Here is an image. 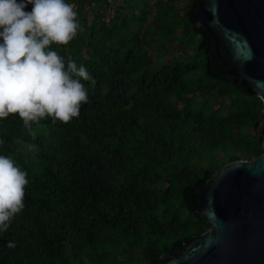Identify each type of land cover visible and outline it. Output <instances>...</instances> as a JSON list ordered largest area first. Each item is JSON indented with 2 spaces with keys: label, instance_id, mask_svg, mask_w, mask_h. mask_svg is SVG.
Masks as SVG:
<instances>
[{
  "label": "trees",
  "instance_id": "1",
  "mask_svg": "<svg viewBox=\"0 0 264 264\" xmlns=\"http://www.w3.org/2000/svg\"><path fill=\"white\" fill-rule=\"evenodd\" d=\"M67 2L80 27L51 47L87 68L88 102L68 123L0 119V154L29 181L0 264L157 263L211 228L199 208L213 174L263 154L264 103L198 28L199 0ZM173 40L186 57L166 61Z\"/></svg>",
  "mask_w": 264,
  "mask_h": 264
},
{
  "label": "water",
  "instance_id": "2",
  "mask_svg": "<svg viewBox=\"0 0 264 264\" xmlns=\"http://www.w3.org/2000/svg\"><path fill=\"white\" fill-rule=\"evenodd\" d=\"M193 14L234 84L264 103V0H199ZM258 132L263 154L222 166L201 195L199 212L211 228L147 264H264V120Z\"/></svg>",
  "mask_w": 264,
  "mask_h": 264
},
{
  "label": "clouds",
  "instance_id": "3",
  "mask_svg": "<svg viewBox=\"0 0 264 264\" xmlns=\"http://www.w3.org/2000/svg\"><path fill=\"white\" fill-rule=\"evenodd\" d=\"M79 27L67 0H0V119L18 114L30 128L46 117L55 124L79 116L90 74L51 47L68 44ZM28 183L27 172L0 154V232L23 210Z\"/></svg>",
  "mask_w": 264,
  "mask_h": 264
},
{
  "label": "rangeland",
  "instance_id": "4",
  "mask_svg": "<svg viewBox=\"0 0 264 264\" xmlns=\"http://www.w3.org/2000/svg\"><path fill=\"white\" fill-rule=\"evenodd\" d=\"M122 2H123V0H118V2L115 4V6L119 3H122ZM156 49H158L159 52L162 51L160 46L156 47ZM162 49H163V52H164L163 54L165 56L166 61H168L174 57H178V58H180V57L185 58L186 57V56H184L185 53L182 49L181 44L178 41L173 40L171 42H166L165 48H162ZM187 51L189 54L187 53ZM187 51H186V54H188L189 56L193 55L192 50H187ZM159 52H153V56L156 58L159 55ZM220 156H222V154Z\"/></svg>",
  "mask_w": 264,
  "mask_h": 264
}]
</instances>
